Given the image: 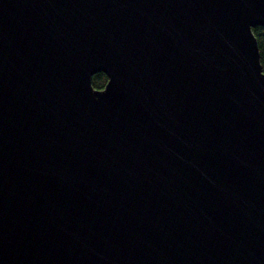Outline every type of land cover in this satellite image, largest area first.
<instances>
[{
    "label": "water",
    "instance_id": "1",
    "mask_svg": "<svg viewBox=\"0 0 264 264\" xmlns=\"http://www.w3.org/2000/svg\"><path fill=\"white\" fill-rule=\"evenodd\" d=\"M255 27L264 0H0V264H264Z\"/></svg>",
    "mask_w": 264,
    "mask_h": 264
},
{
    "label": "trees",
    "instance_id": "2",
    "mask_svg": "<svg viewBox=\"0 0 264 264\" xmlns=\"http://www.w3.org/2000/svg\"><path fill=\"white\" fill-rule=\"evenodd\" d=\"M253 33L258 39V47L260 50V60L262 65V71L264 72V28L255 27L253 28ZM108 82V78L104 73L99 72L92 77V86L94 89L102 90Z\"/></svg>",
    "mask_w": 264,
    "mask_h": 264
}]
</instances>
